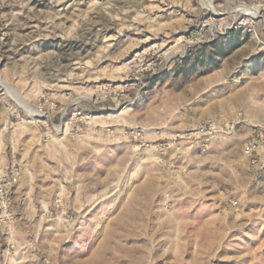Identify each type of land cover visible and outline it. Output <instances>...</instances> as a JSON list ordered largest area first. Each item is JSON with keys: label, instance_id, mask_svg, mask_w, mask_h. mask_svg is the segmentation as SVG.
<instances>
[{"label": "rangeland", "instance_id": "rangeland-1", "mask_svg": "<svg viewBox=\"0 0 264 264\" xmlns=\"http://www.w3.org/2000/svg\"><path fill=\"white\" fill-rule=\"evenodd\" d=\"M211 1L0 0V264H264V0Z\"/></svg>", "mask_w": 264, "mask_h": 264}, {"label": "bare ground", "instance_id": "bare-ground-1", "mask_svg": "<svg viewBox=\"0 0 264 264\" xmlns=\"http://www.w3.org/2000/svg\"><path fill=\"white\" fill-rule=\"evenodd\" d=\"M201 1H202V4L204 5V7H207L210 10L215 11L211 0H201ZM239 10H242V11L246 12V14H250V15H252L254 17L259 15V11L254 10L253 8H250V7H245L244 6V7H241Z\"/></svg>", "mask_w": 264, "mask_h": 264}, {"label": "built area", "instance_id": "built-area-1", "mask_svg": "<svg viewBox=\"0 0 264 264\" xmlns=\"http://www.w3.org/2000/svg\"><path fill=\"white\" fill-rule=\"evenodd\" d=\"M252 148H253V147H248V148H247V150H246V154H247V155H251L252 150H253ZM3 194H4V189H3V187L0 186V195L2 196Z\"/></svg>", "mask_w": 264, "mask_h": 264}]
</instances>
